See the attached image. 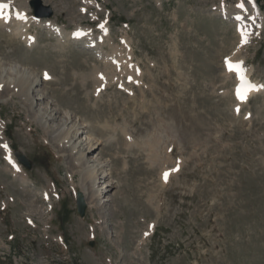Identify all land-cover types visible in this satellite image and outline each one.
Returning <instances> with one entry per match:
<instances>
[{"label":"rangeland","instance_id":"rangeland-1","mask_svg":"<svg viewBox=\"0 0 264 264\" xmlns=\"http://www.w3.org/2000/svg\"><path fill=\"white\" fill-rule=\"evenodd\" d=\"M12 1L16 10L21 0ZM239 2L42 0L49 21L101 38L104 56L41 23L27 26L34 45L0 23L2 66L43 81L32 114L0 88V264H264V90L237 101L225 65L244 61L264 85V0L261 34L241 49L218 14ZM66 110L97 142L84 157L105 174L95 184L101 208L85 200L83 217L75 194L88 168L71 176L62 144L32 120L51 112V127ZM2 143L30 169L5 160Z\"/></svg>","mask_w":264,"mask_h":264},{"label":"bare ground","instance_id":"bare-ground-1","mask_svg":"<svg viewBox=\"0 0 264 264\" xmlns=\"http://www.w3.org/2000/svg\"><path fill=\"white\" fill-rule=\"evenodd\" d=\"M30 1L31 0H21L19 5H18V8L15 10L14 15H16V17L14 19L13 18L10 19V13L9 12H11V6H14L15 2H13L12 0H4L5 3L10 4V7L6 8L2 11L3 16H0V23L4 28H7V31L9 33H11L13 36L16 35L17 37L23 38L29 45H34L36 43V39L27 33V26L34 23V24L38 25V27H39V24L41 23V26L43 29L41 27H39V28L42 31L56 35L63 42H67V41H69L71 43L83 42V44H82L83 48L95 51V54L97 56H104V54L102 53V49H101L100 45L98 44V42L92 40V36H91L90 32L85 33L84 36H81L80 41H77L73 37L75 30L67 32L64 28L57 25L53 21L42 22L41 20L34 19V17H32V16L27 17L24 14L23 7H26V5H28V2H30ZM252 1L253 0H249L248 6H246V7L244 5H243V7H240L239 6L240 4L235 6L234 12L229 11L227 8H222L221 10H219V14L223 15L224 17H227V18H229V17L235 18L236 17L239 20L237 24L243 25L246 21L245 20L244 22H241L242 21L241 14L243 13V11L244 12L249 11L250 16L254 20L257 17L256 10H255L256 8H255L254 3ZM18 14H19V16H22L23 18H18ZM4 23H6L7 25H5ZM79 30H80V34L82 35V32L84 30H81V29H79ZM103 35H105V31H103ZM238 62H242V61H238ZM233 63H234V61H233ZM0 69H1L0 70L1 71V73H0V88H1V90L6 91L9 94L8 96L18 97L21 100L22 104H24V107L27 109L29 114H32L34 107L37 105V103H36L37 99L33 95V91H34L33 89L39 83L42 84V82H43L42 79L33 75L34 79L32 81H30L29 78H30L31 74L28 72L27 68H24V67L21 68V66H17V68H15V69H17L15 72V69L12 66L5 68L4 65L2 66V63H0ZM8 70L14 71V73H13L14 77L8 76V78H5L3 76L2 73H5L4 71H8ZM248 75H249V72L245 74V76H248ZM33 76L31 77V79L33 78ZM3 78H5V80ZM253 83H254V81H253ZM260 89H261V86L255 85V88L252 90L251 93H249L248 97L252 94L257 93ZM5 101H6V99H5ZM45 113L50 114V116L44 115L43 113L40 115L39 114H33L32 120L39 123L43 127V130H47V131L49 130L48 132H49L50 136L52 137L53 142L62 144L61 147L58 145L57 149L59 152H63V153L65 152L66 153L65 156L67 157V160H72L71 171H73V172H70L71 176H72V174H76L83 167L88 168L85 178L79 182V187L81 189V191L79 190V192L82 193L85 200L90 202L91 206L96 207L97 210L100 209L102 206V203H101V201H102L101 197L102 196L100 197L102 192L100 189L96 188L95 184L99 178H102V175L105 176L104 170H101L102 174L100 172V169L103 168V165L101 164V168L97 165H91L90 166L89 165L90 161H88L84 157V155L87 156L86 153H88V150L93 148L97 142L94 141V139L89 137V136H82L81 137V134H83L84 131H82L81 127L76 128L77 125L73 122V120H75V119H73V115L71 113H69L68 110H66V112L64 114V118H62V120L58 124H54V126H51V127L49 126V122L54 121L53 120L54 115L51 112H45ZM4 145H6V144H3V146ZM6 146H7L6 148L4 147L5 151L7 153H10L11 151H10L8 145H6ZM67 152H68V154H67ZM8 155H10V154H8ZM12 162H14L13 159H12ZM86 162L88 164H86ZM15 167H16V170L18 171V173H20L19 176H20L22 182L25 184L27 182L26 177L24 175L25 173L17 165H15ZM42 195L44 196V198L47 201L50 202V195L46 191L42 192ZM106 200H109V199H105V201ZM99 218L101 220L104 217L102 218V216H100ZM98 223L99 224L103 223L104 225H103L102 229L105 230V227H106L105 224L107 223V219L98 221ZM117 226H119V228H121L120 225H117Z\"/></svg>","mask_w":264,"mask_h":264},{"label":"water","instance_id":"water-1","mask_svg":"<svg viewBox=\"0 0 264 264\" xmlns=\"http://www.w3.org/2000/svg\"><path fill=\"white\" fill-rule=\"evenodd\" d=\"M29 6L31 7L33 11V15L35 17L49 18L53 14L52 8L49 5H44L41 0H31L29 2ZM15 157L25 168L30 169L31 164L24 155L18 152H15ZM85 210H86V203H85L84 197L81 192H77L76 193V213L80 217H83ZM89 245L92 246V243H90Z\"/></svg>","mask_w":264,"mask_h":264},{"label":"snow or ice","instance_id":"snow-or-ice-1","mask_svg":"<svg viewBox=\"0 0 264 264\" xmlns=\"http://www.w3.org/2000/svg\"><path fill=\"white\" fill-rule=\"evenodd\" d=\"M239 6L243 7V4L241 3ZM9 7H10L9 3H5L4 0H0V10L6 9V8H9ZM0 16H3V12L2 11H0ZM18 18H23V17L19 16V14H18ZM77 35H79V33H77ZM242 42H244V41H242ZM225 65H226V68H227L228 71L236 73L237 78L240 81V83L238 84V86L236 88L237 98L245 99L246 95H247V92L249 90L253 89L255 86L252 85L249 81H247L246 76L244 75V69L242 68V62L232 63L226 57L225 58ZM3 147L6 148L7 146L4 145ZM167 176H168V173L165 172L164 173L165 180H167ZM145 235H147V233H145Z\"/></svg>","mask_w":264,"mask_h":264}]
</instances>
